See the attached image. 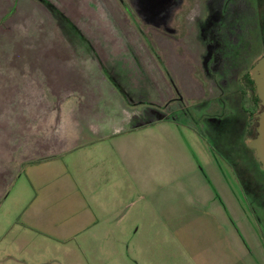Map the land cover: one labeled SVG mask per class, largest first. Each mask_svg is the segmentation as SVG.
Listing matches in <instances>:
<instances>
[{"label": "crops", "instance_id": "0c3cea01", "mask_svg": "<svg viewBox=\"0 0 264 264\" xmlns=\"http://www.w3.org/2000/svg\"><path fill=\"white\" fill-rule=\"evenodd\" d=\"M127 1L144 35L125 24L120 40L157 51L0 50L18 59L0 66V264H42L46 247L76 250L83 264H264V239L238 231L229 203L263 194L232 196L240 184L226 150L149 108L170 97L156 55L172 73V61L196 56L191 38L168 22V0L148 2L163 14L157 22L139 12L146 0ZM180 126L200 144L203 167Z\"/></svg>", "mask_w": 264, "mask_h": 264}, {"label": "rangeland", "instance_id": "374dc122", "mask_svg": "<svg viewBox=\"0 0 264 264\" xmlns=\"http://www.w3.org/2000/svg\"><path fill=\"white\" fill-rule=\"evenodd\" d=\"M240 4L242 8L237 7L236 13L241 16L240 23L237 19V33L236 35L232 33V37L236 39V42H233L234 48L238 50L226 71L223 70L222 73H219L213 64L211 55L213 50L209 49V42L197 40V38L185 42L186 50L196 56H191L193 58H189L187 61L184 60L186 66L182 67L179 63L172 61V73L168 70L166 60L160 59L159 54L156 55L157 64L164 68V74L168 78L170 86V97L161 103L157 101L156 104H151L152 106L149 107L155 112L157 120L173 117L179 119L183 124L200 133L204 139H206L205 133L208 134L213 129L221 132L224 129L227 130L226 120H239V124H242V134L246 129L244 124L247 128L253 127L255 122L253 118L257 113L251 102L252 92L242 79V75L246 72L249 73L252 64L264 54V50L257 47L259 38L264 39V14H262V18L259 15L255 18L254 11L249 6L247 7L245 0H236L234 7ZM183 7H185L183 12H186V8L190 7L187 0L183 3ZM11 10L13 14L10 13ZM131 12L127 0H4L3 2L0 0V50L102 49L131 51L139 50L141 48L139 45L142 44L144 49L150 52L157 51L155 43L150 41L120 40L122 33H127L125 24L130 25L134 33L144 35L141 22ZM239 16L237 17L239 18ZM192 26L190 29L187 25L188 29L184 28V31L192 33L190 32L193 29ZM197 36L199 35L196 34ZM158 46L161 48L160 51H167L168 42H158ZM208 49L210 53H208ZM160 54L162 55L161 52ZM17 60L16 58L6 60L4 57H0V66L18 65L15 62ZM247 115L248 118H246ZM180 131L197 164H201L203 167L207 161L199 150L200 144L195 136L185 127L180 126ZM240 139V143L244 142L245 144L248 141L247 138L244 141L242 138ZM233 147L238 151L236 146ZM233 149L232 151L237 153ZM239 151L242 152L241 148ZM231 176L230 173H225L226 185L229 180L233 181ZM212 187L214 192L219 194L221 188ZM235 187L232 183L229 192L231 191L232 196L237 195L239 198L240 192H243L242 187L238 184ZM221 191L220 193L224 192ZM248 197L247 201H243L240 197L241 200L238 201L237 206L229 202L235 206L233 210L238 212L234 222L235 226L238 231L248 230L253 235L260 234L264 239V201L261 196L260 198L256 196V199H253V196ZM219 200L226 207L225 200ZM247 240L249 242L250 238ZM32 249L33 247H30V250ZM249 250L251 252V249ZM155 253L158 258L163 251L157 249ZM141 254L144 253L141 252ZM81 257L76 250L69 251L66 247L60 249L46 247L41 256L38 255L42 264H65L68 261L71 264L76 262V264H83ZM72 259H75L76 262H71ZM31 261L30 254L28 262ZM108 264H116V262L110 259Z\"/></svg>", "mask_w": 264, "mask_h": 264}, {"label": "flooded vegetation", "instance_id": "af4514ba", "mask_svg": "<svg viewBox=\"0 0 264 264\" xmlns=\"http://www.w3.org/2000/svg\"><path fill=\"white\" fill-rule=\"evenodd\" d=\"M142 1L143 0H135L136 4H139L140 2L142 3ZM164 1L165 0H146V3L150 2L151 5H159ZM185 1L186 0H168V22H172L174 26H183L184 28H187V25L189 28L193 25V29L190 31L192 33H188L187 31H183V33L189 36L194 35L193 37H190L191 39L196 40L197 38V40L201 39L203 41L209 42V49L213 50L211 51V55L213 56V64L217 67L219 73H222L223 70L226 71V68H229L233 62L232 58L234 59L236 50H238L237 48H234L233 42H236V39L235 37H232V33L235 35L237 33L236 25L238 22L240 23L239 19L241 18L239 14H236L238 11L237 7L242 8V5L240 4L239 6L236 5L234 7L236 0H187V3L190 7L188 9L186 8V12H183L185 9V7H183V3ZM245 2L247 7L249 6V8L254 11L255 18H257L259 15L258 11L264 9V0H245ZM147 8H150L149 3L148 6L145 5V7L139 8V12L143 15L144 21L157 22L159 21V17H163V14L159 15L158 11L148 10ZM237 16H239V18ZM259 16L262 18L261 14ZM136 18L135 20L138 19L140 21L139 18ZM237 19L238 22L236 23ZM194 27H196V29H194ZM173 30L175 31V28H173ZM258 33H261L259 26ZM196 34L202 36L196 37ZM257 47H259L261 50H264L263 38H259ZM209 49L208 53H210ZM246 73L242 75V79L247 83L248 77H246ZM254 119L256 120L255 116L253 121ZM228 121L226 120V123H229V126L230 122ZM250 129L251 126H249L247 130ZM212 131L215 136L219 132L215 129Z\"/></svg>", "mask_w": 264, "mask_h": 264}, {"label": "trees", "instance_id": "16d2710c", "mask_svg": "<svg viewBox=\"0 0 264 264\" xmlns=\"http://www.w3.org/2000/svg\"><path fill=\"white\" fill-rule=\"evenodd\" d=\"M258 14L262 15L264 14V11L259 10ZM246 77H248L247 79L248 87L253 93L251 98L252 106L257 113L258 111H260L261 108L258 106V100L254 92V85L252 80L249 78L248 73H246ZM246 118H248V115L246 116ZM254 121L255 122L253 123V129L256 125V120L254 119ZM228 122H230V127L228 126L227 128L229 132L227 130L226 131L224 130V132L219 131L216 134V136L212 130L209 132L207 131L208 134L205 133L206 137L207 136L209 137L208 144H211V146H213L216 149H219L220 146L224 149V151L226 150L227 155L223 150L220 151L222 153L224 152V156H228V157L230 156L227 159V162L234 170L238 182L241 185L242 190L245 192L246 195H250V194L252 195L255 192H260L263 194V198H264V173L259 169L258 163L253 158L252 150L247 148L244 142L240 143L239 141L241 140L240 138H242L243 141L246 138L248 140L252 139L255 135L254 130L252 129V127L250 130H247L248 128L244 124V128L246 129L245 132L243 131L244 133L242 134L241 133L242 124H239V120L238 121L229 120ZM233 146H236L238 148V151ZM239 148H241L242 152L239 151ZM232 149L236 150L237 153H233Z\"/></svg>", "mask_w": 264, "mask_h": 264}, {"label": "water", "instance_id": "95a60500", "mask_svg": "<svg viewBox=\"0 0 264 264\" xmlns=\"http://www.w3.org/2000/svg\"><path fill=\"white\" fill-rule=\"evenodd\" d=\"M249 77L254 85V92L261 108L255 115V135L245 142V146L252 150L253 158L264 173V55L259 57L249 70Z\"/></svg>", "mask_w": 264, "mask_h": 264}]
</instances>
